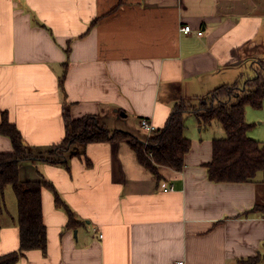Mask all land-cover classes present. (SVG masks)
<instances>
[{
    "label": "crops",
    "instance_id": "0c3cea01",
    "mask_svg": "<svg viewBox=\"0 0 264 264\" xmlns=\"http://www.w3.org/2000/svg\"><path fill=\"white\" fill-rule=\"evenodd\" d=\"M262 62L264 0H0V118L31 148L63 140L64 105L73 120L94 116L110 132L147 136L141 120L162 129L177 103ZM193 124L183 170L162 168L159 180L125 143L91 144L59 165L25 163L20 180L51 183L81 224L66 229L44 189L45 253L28 251L18 264H237L261 255L264 219L241 215L264 199V172L250 184L209 182L212 142L225 135L201 136L197 121L195 135ZM11 151L0 136V153ZM18 250L11 200L0 256Z\"/></svg>",
    "mask_w": 264,
    "mask_h": 264
},
{
    "label": "trees",
    "instance_id": "16d2710c",
    "mask_svg": "<svg viewBox=\"0 0 264 264\" xmlns=\"http://www.w3.org/2000/svg\"><path fill=\"white\" fill-rule=\"evenodd\" d=\"M69 58L70 48L65 51ZM66 64L58 80L60 90L66 77ZM241 78V77H240ZM239 78V79H240ZM264 100V63L254 70L253 78L222 85L196 102L180 101L171 111L165 126L154 133L136 138L125 132H110L94 116L73 120L68 106L63 107L64 138L50 147L31 148L24 144L21 133L9 123L5 114L0 118V136L10 140L12 151L0 153V215L5 211L4 190L10 187L17 209L19 250L0 256V264H18L24 253L46 250V229L42 215V191L49 190L54 206L67 216L66 229L77 228L81 222L61 200L53 185L44 179L21 181L20 168L25 164H63L72 156L84 155V147L91 144L118 146L125 143L134 152L138 163L157 180L160 169L181 172L191 141L184 136L186 118L193 116L202 127L218 122L225 137L212 142V160L205 165L207 179L213 184L255 183L257 174L264 172V143L248 137L251 125L246 121V106L259 109ZM258 215L264 219V199L241 216ZM264 262V251L253 258L239 260L237 264Z\"/></svg>",
    "mask_w": 264,
    "mask_h": 264
},
{
    "label": "rangeland",
    "instance_id": "374dc122",
    "mask_svg": "<svg viewBox=\"0 0 264 264\" xmlns=\"http://www.w3.org/2000/svg\"><path fill=\"white\" fill-rule=\"evenodd\" d=\"M228 76L229 75L224 76L223 77L224 80H226ZM253 76H254V71L249 66H247L245 70L240 71L237 80H241V79L245 80L247 78H253ZM226 81L227 82L224 83L225 85H231L235 80L229 79ZM245 117H246V121L251 125V129L248 132V137L252 140L264 143V100L262 106L259 109L252 108L251 106H246ZM187 120H192V122L194 123L192 126V130L195 132V135L199 134V128H201V133H200L201 136L204 134L209 135L217 132L224 134L223 129L218 122L213 121V123H211L208 126L205 127L199 126V128L194 129L196 119L193 116H189L186 118V122ZM261 189L264 192V188ZM4 200L6 205L10 203L11 200L15 202V197L14 194H12V190L10 187H6V189L4 190Z\"/></svg>",
    "mask_w": 264,
    "mask_h": 264
},
{
    "label": "built area",
    "instance_id": "2783aa9c",
    "mask_svg": "<svg viewBox=\"0 0 264 264\" xmlns=\"http://www.w3.org/2000/svg\"><path fill=\"white\" fill-rule=\"evenodd\" d=\"M180 32L186 36L192 34V30L189 26L182 27L180 29ZM197 36H199V37L202 36V33L198 32ZM139 126H140V130L146 135H150L156 131V129L152 125H150L146 120H141ZM99 238L102 239V236H100ZM174 264H185V263L184 262H176Z\"/></svg>",
    "mask_w": 264,
    "mask_h": 264
}]
</instances>
